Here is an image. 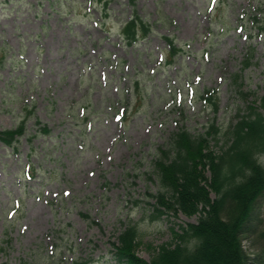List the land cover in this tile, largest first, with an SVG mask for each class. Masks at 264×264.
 I'll return each mask as SVG.
<instances>
[{
    "label": "rangeland",
    "instance_id": "374dc122",
    "mask_svg": "<svg viewBox=\"0 0 264 264\" xmlns=\"http://www.w3.org/2000/svg\"><path fill=\"white\" fill-rule=\"evenodd\" d=\"M134 12L152 29L128 44ZM263 24L264 0H0V131L26 119L14 146L0 140V264H123L112 241L129 225L149 260L197 222L158 215L155 161L181 127L215 124L226 146L264 95ZM263 218L261 196L241 236L249 264H264Z\"/></svg>",
    "mask_w": 264,
    "mask_h": 264
},
{
    "label": "trees",
    "instance_id": "16d2710c",
    "mask_svg": "<svg viewBox=\"0 0 264 264\" xmlns=\"http://www.w3.org/2000/svg\"><path fill=\"white\" fill-rule=\"evenodd\" d=\"M135 5L136 0H128ZM151 25L134 12L121 27V36L128 44L138 42L151 32ZM264 31V24L260 26ZM171 55L183 49L171 36H165ZM250 56L244 66L251 64ZM216 89L205 90L204 99L216 104ZM259 102V103H257ZM31 113V111H29ZM44 133L51 130L43 127ZM26 132V119L16 127L0 131V140L15 143ZM220 128L213 124L207 133L195 135L181 127L160 149L155 161L162 190L156 194L157 211H173L179 216L198 215L197 222L181 225L172 241L155 248L147 260L137 252L139 231L127 226L112 241L114 258L123 264H249L252 260L241 236L252 222V213L259 197L264 196V95L240 115L228 133L226 146L217 150L210 138H216ZM256 233L264 240V218ZM89 260L77 264H87Z\"/></svg>",
    "mask_w": 264,
    "mask_h": 264
}]
</instances>
